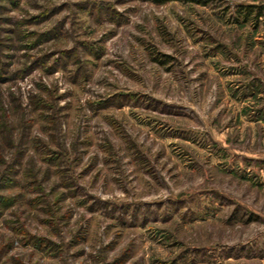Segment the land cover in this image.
Returning a JSON list of instances; mask_svg holds the SVG:
<instances>
[{
	"label": "rangeland",
	"instance_id": "obj_1",
	"mask_svg": "<svg viewBox=\"0 0 264 264\" xmlns=\"http://www.w3.org/2000/svg\"><path fill=\"white\" fill-rule=\"evenodd\" d=\"M0 264H264V0H0Z\"/></svg>",
	"mask_w": 264,
	"mask_h": 264
},
{
	"label": "trees",
	"instance_id": "obj_2",
	"mask_svg": "<svg viewBox=\"0 0 264 264\" xmlns=\"http://www.w3.org/2000/svg\"><path fill=\"white\" fill-rule=\"evenodd\" d=\"M150 1H153L155 3H163V2L171 1V0H150ZM179 1L194 2V3L202 2V0H179Z\"/></svg>",
	"mask_w": 264,
	"mask_h": 264
}]
</instances>
